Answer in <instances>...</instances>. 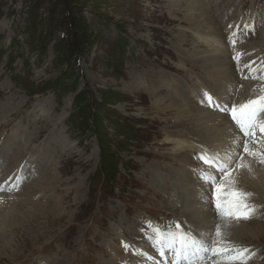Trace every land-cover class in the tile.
Instances as JSON below:
<instances>
[{
    "label": "rangeland",
    "instance_id": "1",
    "mask_svg": "<svg viewBox=\"0 0 264 264\" xmlns=\"http://www.w3.org/2000/svg\"><path fill=\"white\" fill-rule=\"evenodd\" d=\"M195 1L196 18L205 11L217 17L206 0H109L104 9L87 8L92 44L67 60L58 47L63 29L37 25L32 36L26 30L29 1L0 0V264H174L172 252L165 257L152 246L148 222L173 228L178 223L204 238L207 230L195 233L181 218L190 194L185 202L173 194L198 179L201 169L217 170L218 184L232 180L249 154L241 144L236 152L227 146L226 154L213 156L228 166L229 176L202 160L188 166L186 152L178 149L188 144L185 137L218 126L214 112L223 111L202 103L204 93L231 91L230 83L221 84L192 61L206 51L221 54L189 20L187 4ZM46 6L36 11L41 25ZM215 7L231 11L225 21L238 19L232 48L244 65L236 68L240 83L233 86L263 90L264 0H217ZM225 59L227 72L234 60ZM90 113L103 119L96 123L101 128ZM104 133L106 151L119 144L112 179L99 172L98 137ZM13 168L24 175L20 185L2 180ZM255 218L243 224L260 222L263 228L242 232L236 243L254 253L248 264H264V219Z\"/></svg>",
    "mask_w": 264,
    "mask_h": 264
},
{
    "label": "bare ground",
    "instance_id": "2",
    "mask_svg": "<svg viewBox=\"0 0 264 264\" xmlns=\"http://www.w3.org/2000/svg\"><path fill=\"white\" fill-rule=\"evenodd\" d=\"M209 1H212L213 4H210L206 7L210 9L212 13H217V17L219 20L213 14H210L208 12L206 13V11L205 13H201L199 17L196 18L194 16L195 14H192L191 11L194 9L197 10L200 8L198 6L197 1L187 4L188 7H191L190 9L187 10L188 12H190L188 13V15L190 16L189 20H193L194 23H196L195 28L197 27L198 30L205 33V34L201 33L202 37L206 38L207 41L210 42L212 45L216 43L214 49L219 50L220 51L219 53L221 54L220 56L219 55L211 56L212 54L209 53V51H206V52L199 54V56L195 57L194 60L192 61L197 62L200 65V67L205 68V70L209 71L206 73L207 75H209L210 73H213L214 76L217 78V81L218 82L220 81L221 84L225 85V84L230 83V85L228 86L231 88L230 92L228 91V89H224V88H220V90L217 91L221 93L223 90H225L226 91L225 96L220 95V94H213L214 92H211L210 88L208 91L209 94L212 93L214 97H219L221 104L228 103L229 106H231L232 104L239 105V104L247 102L249 99H252L259 95L264 94L263 92L264 89L261 90L262 92L254 89L255 84H250V85L247 84V86H244L241 89H239L238 87L239 85L236 87L233 86L234 83H237V82L238 84L240 83L238 79V74L236 72V68L238 66L244 65L243 61H241L239 58L236 57L237 56L236 50L232 48L233 41L237 38L236 36L237 32H236L235 25L238 19H236V16H235L234 22L232 21L229 22V20L225 21V17L231 11L226 13L225 9L220 10L216 7L214 8L217 0H206V4ZM185 17L180 18L176 16L175 17L170 16L169 19L177 20V22L179 23V22L186 21ZM262 21L258 22V24H261ZM262 24H264V22ZM229 25H231L232 27H229ZM254 25H255V22H254ZM261 36H264V35L262 34ZM261 40H263L262 45L264 46V37H262ZM179 49L181 48L179 47ZM225 50L227 51L225 52ZM263 52H264V49H263ZM222 54L225 56V58L233 57L232 60H234V64L230 65L229 63L227 72L225 71L226 69L225 65L227 62ZM212 69L216 70V72H214ZM255 71H257V68L255 69ZM263 75H264V71L262 72L261 76ZM140 84L143 85V82H141ZM207 86L213 87V84H208ZM229 93H231L233 96H231ZM192 108H195L197 110L200 109V111H204V109L199 108L198 106L195 107V105L194 107L192 106ZM215 110H219V109H215ZM214 114H215L214 119H213L214 121L213 120L212 121L218 123V126L213 127L212 126L213 122L211 121L209 125L213 127L212 132L204 136H201L200 134L196 133L195 135L185 137V142L188 144L185 146L181 145L180 148L178 149H182L183 150L182 153L186 152V157L188 158L187 162L189 163L188 166L193 167L196 165V162H200V160L196 158L198 153L205 154V155L211 154L212 157L218 154V152H220L219 154L224 155L228 152L227 146H230L234 150V152H236V149L238 148L239 150V147L241 144L244 147V144L247 143L250 150L252 152H255L256 155H252V156L246 155L244 157L243 164H241L243 165V167H238L236 169V173L234 174V177L232 180L237 182V185L239 188H241L242 190L246 192L251 193L250 203L255 206V209H256L255 213L253 214L251 219H247V220H226L222 218V216L219 214V212L215 208V203L208 205L207 204L208 201L203 202V201L198 200V198L203 197L207 200H213L215 202L213 198V192H214L213 188L209 184L199 179L198 175H196L198 179H195L192 181L186 180L187 184L179 186L178 189L176 190L177 192L174 193L173 195L174 196L180 195L181 197L183 195L182 199H183V202H185L184 200H185L186 193L188 192L190 194V197H189L190 199L186 202L188 205L186 206V209H185V212H188V214L186 215V217L182 216L181 218L184 224L190 223L193 225L192 230L195 233H198L200 230L205 229L207 230V232L205 233L204 238L207 239L210 235L211 240H215L216 239V236H215L216 228L219 225L218 223H220L221 225L218 227L221 228L222 237L224 239L230 240L232 243L237 245L236 238L242 232L244 233L247 230L253 232L252 230L253 229L256 230V227L258 229L261 227L258 230L260 231L263 228V225L260 222L253 223L254 225L252 224V222L244 223V224L243 222H246L249 220L256 221L255 217H261L264 219V208L259 207V205H264V163L261 162V160L264 159V157L260 155L261 151L264 152V133H260L259 131H257L255 137H245L244 134L239 130L235 122L231 119L230 112L223 111L222 113H219L216 111L214 112ZM261 119H264V114H262ZM182 140L184 143V138ZM234 141H239V144L234 143ZM242 142H245V143H242ZM23 164L24 163H22V166ZM212 168L213 167H210V169ZM158 170L159 168L157 166H154L151 168V172L153 171L156 174L158 173ZM10 173L12 175H9ZM210 173L217 176L216 179L219 176V173L217 170H211ZM23 176L24 175L22 174L19 175L17 168L16 169L13 168L10 170H6V172L2 174V180L5 179L6 177H9L10 179L9 182H11V184L15 186V185H20V180L22 179ZM255 200L260 202L259 205L254 204ZM199 221H201L200 224H197L199 223ZM249 225H252V226H249ZM226 230L228 231V234H224ZM246 234L247 233H245V235ZM167 254L168 253H165V257ZM214 260L215 258L209 255L208 258L206 259V264H214ZM145 264H149V262L146 261Z\"/></svg>",
    "mask_w": 264,
    "mask_h": 264
},
{
    "label": "snow or ice",
    "instance_id": "3",
    "mask_svg": "<svg viewBox=\"0 0 264 264\" xmlns=\"http://www.w3.org/2000/svg\"><path fill=\"white\" fill-rule=\"evenodd\" d=\"M229 27L232 26L229 25ZM202 103L224 112H230L231 119L245 137H255L257 131L264 133V119H261L264 114V94L249 99L245 103L229 106L228 103L221 104L219 97H213L206 92L202 97ZM234 143L239 144V141H234ZM243 151L249 155H256L250 150L247 143L244 144ZM260 155L264 157V153H260ZM196 158L202 160L209 167L215 165L220 172H227L230 176L228 166L216 164L214 157L198 154ZM261 162L264 163V159ZM239 167H243V165H239ZM197 175L199 179L214 188L215 208L224 219L247 220L252 218L256 209L250 203L251 193L239 188L236 181L229 179L227 182L218 184L216 177L203 169L197 170ZM147 227L151 231L148 239L152 242V246L162 256L166 252H172L175 256V264H203L209 255L215 258L214 264H248V261L254 256L248 247L236 245L230 240L224 239L220 227L216 228L215 240H211L210 235L205 239L203 235L197 236L191 231H184L178 223L173 228L171 225L161 227L148 222Z\"/></svg>",
    "mask_w": 264,
    "mask_h": 264
},
{
    "label": "trees",
    "instance_id": "4",
    "mask_svg": "<svg viewBox=\"0 0 264 264\" xmlns=\"http://www.w3.org/2000/svg\"><path fill=\"white\" fill-rule=\"evenodd\" d=\"M30 15L29 24L27 25V32H30L32 36L38 31V26H42L50 31L54 30L56 27L63 29V34L59 40L58 47L61 55L65 56V59H71L79 54H83L88 50L92 44L93 40V30H91L90 22L84 17V11L87 8L94 10L104 9L105 5L109 0H28ZM47 5L48 12L44 15V25L42 23H37L36 11ZM38 25V26H37ZM90 106L88 107V111ZM96 113H90L93 124L96 128H101L97 125V122H102L103 119L95 118ZM94 116V118H93ZM111 116H107L105 119ZM89 118V117H88ZM86 118V119H88ZM84 120V119H83ZM82 120V121H83ZM83 123V122H82ZM113 129L118 131L117 124L112 125ZM105 129V127L103 128ZM120 135V134H119ZM108 133L100 135L98 137V145L100 148V166L99 172L107 179H112L116 176L117 162L114 150L117 152L119 149V144L114 143V148H109L106 151L109 141L107 139ZM112 145V144H111ZM113 152V153H112ZM112 153V154H111Z\"/></svg>",
    "mask_w": 264,
    "mask_h": 264
}]
</instances>
